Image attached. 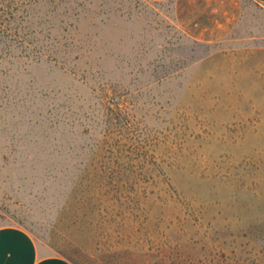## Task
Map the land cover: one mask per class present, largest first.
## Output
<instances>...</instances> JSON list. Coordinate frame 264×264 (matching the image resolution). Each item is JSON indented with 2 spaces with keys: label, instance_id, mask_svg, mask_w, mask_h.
Wrapping results in <instances>:
<instances>
[{
  "label": "rangeland",
  "instance_id": "1",
  "mask_svg": "<svg viewBox=\"0 0 264 264\" xmlns=\"http://www.w3.org/2000/svg\"><path fill=\"white\" fill-rule=\"evenodd\" d=\"M68 1L0 63V222L74 264H264V6Z\"/></svg>",
  "mask_w": 264,
  "mask_h": 264
},
{
  "label": "crops",
  "instance_id": "2",
  "mask_svg": "<svg viewBox=\"0 0 264 264\" xmlns=\"http://www.w3.org/2000/svg\"><path fill=\"white\" fill-rule=\"evenodd\" d=\"M264 6V0H251ZM0 264H74L18 224L0 222Z\"/></svg>",
  "mask_w": 264,
  "mask_h": 264
},
{
  "label": "trees",
  "instance_id": "3",
  "mask_svg": "<svg viewBox=\"0 0 264 264\" xmlns=\"http://www.w3.org/2000/svg\"><path fill=\"white\" fill-rule=\"evenodd\" d=\"M69 2L68 0H0V63L11 55L10 51L15 42L24 37L23 31L26 27H32L36 7L54 4L58 7L68 5Z\"/></svg>",
  "mask_w": 264,
  "mask_h": 264
}]
</instances>
